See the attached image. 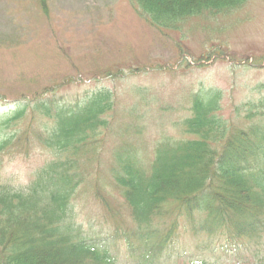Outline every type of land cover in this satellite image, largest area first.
<instances>
[{
	"label": "rangeland",
	"instance_id": "obj_1",
	"mask_svg": "<svg viewBox=\"0 0 264 264\" xmlns=\"http://www.w3.org/2000/svg\"><path fill=\"white\" fill-rule=\"evenodd\" d=\"M210 90L218 96L216 115L227 131L264 125V0L160 28L138 15L131 0H0V116L18 102L30 104L28 117L1 130L0 141L26 131L30 139L0 154V185L24 188L51 158L30 135L41 122L30 112L32 99L75 109L92 94L109 92L112 110L101 118L108 126L99 127L78 155L84 182L72 204L75 223L85 234L96 229L103 240L116 214L107 216L94 191L96 180L111 172L117 145L141 144L149 160L160 141L192 138L182 133L190 98ZM133 127L138 134L124 132ZM106 191L100 190L107 204L122 206ZM185 225L178 226L159 264L264 262V237L257 248L224 229L195 235ZM116 249L120 264H136L124 255L123 244Z\"/></svg>",
	"mask_w": 264,
	"mask_h": 264
},
{
	"label": "trees",
	"instance_id": "obj_2",
	"mask_svg": "<svg viewBox=\"0 0 264 264\" xmlns=\"http://www.w3.org/2000/svg\"><path fill=\"white\" fill-rule=\"evenodd\" d=\"M131 1L138 15L160 28L206 12L237 9L247 0ZM110 97L109 92H96L75 109L50 99H32L30 112L41 122L30 135L51 158L34 170L24 188L0 185V264H120L118 243L136 264H158L181 223L195 235L224 229L226 236L247 246H261L264 125L244 133L227 131L216 115L218 96L211 91L190 98V117L182 122V133L192 138L160 141L149 160L141 144L117 145L111 172L105 180H96L94 191L107 216L116 214L103 240L96 237V229L85 234L75 225L72 204L84 182L77 173V158L99 127L108 126L101 118L112 110ZM23 102L0 116V134L10 122L28 117L30 104ZM126 131L138 134L134 127ZM1 139L0 154L13 142L19 149L30 138L26 131ZM101 189L118 196L122 206L107 204ZM122 215L128 218L119 220Z\"/></svg>",
	"mask_w": 264,
	"mask_h": 264
}]
</instances>
